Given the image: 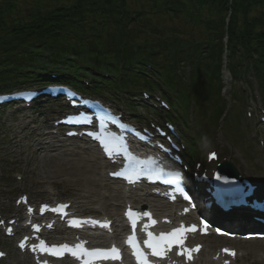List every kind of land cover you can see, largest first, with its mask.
<instances>
[{
	"label": "trees",
	"instance_id": "trees-1",
	"mask_svg": "<svg viewBox=\"0 0 264 264\" xmlns=\"http://www.w3.org/2000/svg\"><path fill=\"white\" fill-rule=\"evenodd\" d=\"M65 1L43 12L30 7L29 20L14 14L16 0L3 2L7 3L0 7V91L40 84L38 74L55 73L62 81L68 76L92 79L96 93L129 89L138 93L155 86L145 77L147 68L153 67L176 95L174 106L179 109L191 103L213 114L203 101L212 92L219 104L211 118L216 123L224 106L220 71L226 47L233 83L246 84L249 90L255 84L264 102V0H149L158 15L174 20L182 13L186 21L202 24L208 35L198 42L177 29L152 24L143 8L126 10L125 0ZM185 66L190 71L188 83L178 75ZM103 73L127 80L104 79Z\"/></svg>",
	"mask_w": 264,
	"mask_h": 264
},
{
	"label": "rangeland",
	"instance_id": "rangeland-1",
	"mask_svg": "<svg viewBox=\"0 0 264 264\" xmlns=\"http://www.w3.org/2000/svg\"><path fill=\"white\" fill-rule=\"evenodd\" d=\"M4 1L5 0L0 1L1 8L6 6L7 2L3 3ZM66 2L65 0H16L12 9L14 14L20 17V20H29L31 13V11H29L30 7L39 8L43 12L51 10L56 4ZM125 3L126 10L135 11L136 9L143 8L146 10V16H149L148 18L151 20L152 24L158 25L164 29H169L171 27L182 31V33L196 42L208 35V30H204L205 27L198 23L197 20L186 21L185 17L182 15L173 20L156 14L149 0H125ZM190 11L199 14V11ZM258 11L252 14L256 16ZM200 13H203V11ZM204 16L210 18L211 14L209 15L206 12ZM180 72L181 73L178 75L183 79V82L188 83L189 68L185 66L184 70ZM222 72L221 70V73ZM228 77L230 79V76ZM246 77L248 78L250 76ZM161 78H159V80L166 86L165 78H163L164 81ZM250 78H248V80L252 82ZM120 80L121 79L118 77L115 78L117 82ZM123 80L126 81L127 79L124 78L120 82H123ZM223 83L221 92L224 94L223 97L234 99L231 106L228 102L226 103L231 112L226 115L225 121L222 116L223 118L221 121L217 124H212L211 114H206L204 110H198L197 106L190 103L183 108L184 111H181L186 120L182 121V126L180 124L177 126L182 133L183 130L181 127H184L185 136L195 144L194 149L199 154L196 160H204L206 154L215 150L219 152L218 154L220 156L218 163L224 158H228V161L234 164L236 170L240 173L242 172L241 174H243V172L250 173L254 178L264 180V123H260V116H262V114L257 112L259 101L255 99L254 101L249 100L246 102L248 97V88L246 84L239 85V83H232V87L236 91L235 95H232V89L230 90V87L225 85L226 82ZM197 89L207 91L205 87L198 86ZM252 91H256L255 86H253ZM157 95L158 94H156V96ZM204 95V93L200 94L199 98L203 99ZM124 96L125 95H120L116 96L117 99L114 98V104L119 109H128L123 105L125 101V98H123ZM169 98L173 104L177 102L175 94L170 93ZM203 101H205L215 113V108L219 104L215 97H213V93L211 92ZM133 103L139 106L142 105L143 102L138 98L137 101H133ZM146 104L150 106L149 102ZM125 105L127 104L125 103ZM40 107L20 115L14 113L15 109H5L0 112V212L3 209H8L10 210V216L14 215V198L20 194H27L33 203L45 202L50 198H55L59 201L71 202L74 207L83 213L90 212L89 214L95 216L107 214L101 202L96 199L84 200L80 198L77 195L76 189L64 182V180H68L65 171L59 173V177H55L54 168L59 169V164H66V159L71 157L66 156L62 150L54 151L52 148L57 147L48 144L47 133L50 130L48 117L51 114L54 115V110H56L59 105L56 106V109L53 108V105ZM136 109H138V107ZM131 112L132 110H130V113ZM248 112L252 114V116H248ZM132 113L129 114L131 118L141 115L142 117H144V115L147 117H154L153 113L143 115L141 110H137V115H133ZM176 114L178 113L176 112ZM227 123H229L230 126L226 127L225 124ZM68 144L72 145L74 143ZM68 150H72V148L67 147V151ZM103 173L105 175V171H103ZM50 185H54L55 188H50ZM105 185H110V183L105 182ZM44 187L48 188L51 193L50 195L44 193ZM112 200L113 199L109 200L108 205L115 203L111 202ZM12 242L14 243L13 240H4L0 235V249L4 248L10 253L9 259L1 261L0 264H20V260L14 262L15 251L13 247L9 245V243ZM252 262H255L254 264H263L262 261H256V258H250L246 263L240 261L238 264H251Z\"/></svg>",
	"mask_w": 264,
	"mask_h": 264
},
{
	"label": "bare ground",
	"instance_id": "bare-ground-1",
	"mask_svg": "<svg viewBox=\"0 0 264 264\" xmlns=\"http://www.w3.org/2000/svg\"><path fill=\"white\" fill-rule=\"evenodd\" d=\"M49 145L57 144L56 142L52 141L49 138ZM57 148H52L54 151L62 150V152L68 156L71 157L69 159H66V164H59V169L54 168L55 171V177H59V173L62 171L67 173L68 180H64L65 183L70 184L72 187H74L77 191V195L80 198L84 199H96L97 201L101 202L102 207L108 214L116 220H118L119 215V209L117 207L113 208L108 205V202L110 199H115L117 204L120 205L121 201L124 199L122 198L121 193L116 188V183H110V185H105L106 179L102 176V167L104 168L103 163H98V158L94 153H89L85 151H70L65 150V147L61 146V144H58L56 146ZM78 147H76V150ZM53 173V171H52ZM208 173H211V171H208ZM55 187L54 185H51ZM146 203H144L146 206H149L151 208L155 207L154 203L157 202L155 200L146 199L144 200ZM156 211V210H155ZM157 213V211H156ZM157 216H161L160 213L156 214ZM164 215V214H163ZM174 215L171 214V212H168V214L165 215L166 218H170L174 220ZM230 222H234L233 220H230ZM229 223V221H227ZM241 224L238 227H242L243 225H252V224H243L242 222H234ZM236 227V226H235ZM252 228V226H249ZM254 228V227H253ZM217 239L214 238H207L202 239L201 242L206 244L207 250H214L216 251L219 246H222L225 242L224 240H218L221 245H216L213 242H216ZM207 244H213V246L207 245ZM247 245V246H244ZM233 248H237L239 252H243L244 256L242 257L239 255L238 258H242L243 263L248 262L250 258H255L259 252H264V242H233L231 245ZM213 255H210L209 252H206L202 255L203 263L204 264H219V262H215L212 260ZM237 258V259H238ZM237 261V260H235ZM264 264V261H262ZM251 264H254L252 262Z\"/></svg>",
	"mask_w": 264,
	"mask_h": 264
},
{
	"label": "snow or ice",
	"instance_id": "snow-or-ice-1",
	"mask_svg": "<svg viewBox=\"0 0 264 264\" xmlns=\"http://www.w3.org/2000/svg\"><path fill=\"white\" fill-rule=\"evenodd\" d=\"M104 148H105L106 153L109 152V148L106 144L104 145ZM217 179L219 180L220 177H217ZM128 215L131 217L132 213L129 212ZM73 223L75 224V222ZM101 226L104 227L106 225H101ZM188 231H195V228H190L188 229ZM183 232H184V229L183 227H181V229L174 230L172 233H169L167 235L162 234L159 239H153L151 237V233H149L148 235L150 239L148 241H145V244L147 247H149L152 250V255L162 256L165 250V246L170 248L173 244L180 245ZM128 243L132 245V238L129 239ZM132 246L134 247V254L137 257L138 264H148V261L146 257L144 256V254L140 252L138 249H136L134 245ZM21 247H23V244H21ZM199 247L200 246H197L196 248H193V249H184L183 251L178 252L177 254L184 255L186 259H191L192 253L199 251ZM62 249H67V246H62ZM41 250L46 251L47 249L42 248ZM68 250L72 251L70 249ZM223 251L225 252L226 255H233V256L235 255V253L232 252L231 250L224 249ZM50 254L61 255L62 251L54 250ZM0 255H3V254L0 253ZM72 255L77 256V258H79L80 256L85 257L86 259L84 261V264H93V262L98 259H118L119 258L118 250L114 247L110 250L87 251L83 249L82 246L78 245L77 250L72 251Z\"/></svg>",
	"mask_w": 264,
	"mask_h": 264
}]
</instances>
